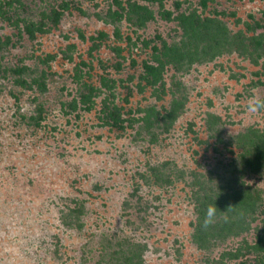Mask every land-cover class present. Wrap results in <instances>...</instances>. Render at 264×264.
I'll return each instance as SVG.
<instances>
[{
  "label": "rangeland",
  "instance_id": "rangeland-1",
  "mask_svg": "<svg viewBox=\"0 0 264 264\" xmlns=\"http://www.w3.org/2000/svg\"><path fill=\"white\" fill-rule=\"evenodd\" d=\"M201 3L0 0V264H264V203L248 217L215 197L201 233L191 184L264 198L263 160L242 150L264 131V111L247 110L264 100V49L235 38L155 78L142 68L188 50L194 17L264 40V0ZM103 101L120 128L102 125Z\"/></svg>",
  "mask_w": 264,
  "mask_h": 264
},
{
  "label": "trees",
  "instance_id": "trees-1",
  "mask_svg": "<svg viewBox=\"0 0 264 264\" xmlns=\"http://www.w3.org/2000/svg\"><path fill=\"white\" fill-rule=\"evenodd\" d=\"M201 5L205 7V0H202ZM59 14L58 13H53L52 14V23L55 25L58 21ZM185 38L186 42L184 45L187 47L188 50L186 51H181L179 50L176 46L168 48V50L164 53V57L166 58L163 60L157 61L158 66L151 65L147 62H143L142 68L143 71L147 74V76H151L155 78L158 76L159 71L163 68L164 61H167L169 64H174L176 62H179L178 58H183L185 59L186 56H197V54H203L206 53L208 50L216 49L217 47L223 46V49L230 50L232 49V44L234 41L233 39H240L241 40H248L250 42V45L253 44L255 46V51H259L264 49V40L259 38L258 36H251V37H244L242 34H239L238 36H230L229 32L226 30L225 26L223 25V31L221 28L218 26L217 22H213L210 25L207 23L205 25L201 24L200 21L196 17L193 19H188L187 22L185 23ZM254 28H264V25L260 24L259 22H254ZM219 27V28H218ZM247 28L253 29L251 25H246ZM43 28L38 27L34 28L32 26V23L26 24L25 25V30L27 31L28 34L32 37L34 34V31H41ZM221 31H220V30ZM199 48V49H198ZM153 51L158 53V50L156 47H153ZM190 59L193 58H187L186 60L189 61ZM198 59V58H196ZM166 64V63H165ZM177 66V65H176ZM37 84V82L35 81ZM39 85V84H38ZM43 85V84H42ZM97 94L94 92V95ZM88 97H84V110L89 111L92 107L91 103V93L87 95ZM100 114H101V123L102 125L110 126L112 128H120L121 123L119 116L115 110V107L110 106L107 101L102 102V107L100 109ZM170 117V115H169ZM261 134L258 135V133L254 136L252 141L245 142L242 146L243 152H247L250 154L248 158L250 157H255L252 158V163L254 165L257 164L256 167H258V158L260 157L263 160L264 163V131L259 132ZM258 135V136H257ZM256 154V155H255ZM250 160H247L245 165L246 167L252 168L254 165H252ZM264 166L263 164L261 167ZM208 173V172H207ZM195 180L193 181V184H196V191H195V196H194V201H195V209L198 214V220L199 216L203 219L204 213L208 205L210 204H218L215 202V200H212L213 198L216 197V200H220L219 203H223V201L226 204L235 202L238 206H241L240 208L242 212H246V215L250 217L249 215L255 211H258L259 206L261 205V202L264 203V198L261 195V191L257 189H252L251 187L245 185V184H239L237 188H234L232 190H228L229 192L225 193L223 190H218V192L215 191H208L207 186L208 183L205 181V175L200 174V173H193ZM215 176V175H214ZM211 178V176H209ZM216 177V176H215ZM217 178V177H216ZM194 195V194H193ZM263 198V199H262ZM263 210L261 213L264 214V205L262 206ZM218 209V208H217ZM219 210V209H218ZM246 210V211H244ZM74 213L76 215L75 218H77L81 214V208L74 209ZM244 215V214H243ZM244 215V216H246ZM197 220V224H198ZM70 222L65 221L64 224H68ZM237 220L235 221H230V229L232 228L233 230L241 228V224H239ZM228 225V228H229ZM204 230L201 227V223L198 225V232H203ZM264 234V226H263V233ZM257 243L258 244H264V238L262 236L257 237ZM138 254L134 256V258H137ZM133 258V257H132ZM130 260L132 262V259L129 258L124 261L129 264ZM140 260V257H139ZM136 264V263H135Z\"/></svg>",
  "mask_w": 264,
  "mask_h": 264
},
{
  "label": "clouds",
  "instance_id": "clouds-1",
  "mask_svg": "<svg viewBox=\"0 0 264 264\" xmlns=\"http://www.w3.org/2000/svg\"><path fill=\"white\" fill-rule=\"evenodd\" d=\"M247 110L251 114H256V113L264 111V100H261L260 98L256 96H253L248 101ZM217 211L218 209L215 204L208 205V207L205 210L204 217L201 223L202 228L206 229L215 223Z\"/></svg>",
  "mask_w": 264,
  "mask_h": 264
}]
</instances>
